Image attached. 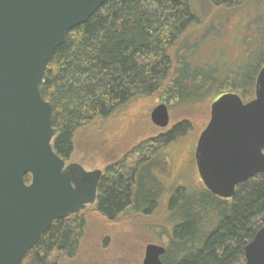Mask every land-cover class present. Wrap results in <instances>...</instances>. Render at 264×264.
Here are the masks:
<instances>
[{
	"label": "trees",
	"instance_id": "1",
	"mask_svg": "<svg viewBox=\"0 0 264 264\" xmlns=\"http://www.w3.org/2000/svg\"><path fill=\"white\" fill-rule=\"evenodd\" d=\"M210 1L217 7H233L247 0ZM199 22L190 0H109L87 22L71 29L47 62L40 83L43 97L53 106L56 152L68 159L80 128L108 117L138 95L156 93L167 80L173 99L178 94L180 69L174 74L172 50L183 33ZM260 48L254 63H243L219 81L229 91L237 90L244 101L253 98L264 65V30ZM207 83L202 80L198 87ZM190 130V123L182 120L147 138L148 146L141 144L139 150L149 148V153L130 172L108 167L99 185L100 213L114 219L129 207L150 212L155 200L140 196L143 183L152 189V198L161 184L150 172L140 174V165L150 164L156 149ZM25 180L29 183L31 175ZM178 208L185 210V217L172 226L162 256L165 264H243L246 245L264 226V172L239 184L230 199L204 188L191 200L185 188H177L169 197L168 209ZM79 214L55 221L20 264H59L62 256L73 258L84 226Z\"/></svg>",
	"mask_w": 264,
	"mask_h": 264
},
{
	"label": "water",
	"instance_id": "2",
	"mask_svg": "<svg viewBox=\"0 0 264 264\" xmlns=\"http://www.w3.org/2000/svg\"><path fill=\"white\" fill-rule=\"evenodd\" d=\"M107 1L0 0V264H20L55 221L96 202L103 171L67 164L56 152L53 106L40 83L69 31ZM151 121L169 126L166 103L153 108ZM195 158L206 188L225 199L264 172V65L254 98L225 93L213 104ZM165 252L148 243L143 264H165ZM243 264H264V226L246 245Z\"/></svg>",
	"mask_w": 264,
	"mask_h": 264
},
{
	"label": "rangeland",
	"instance_id": "3",
	"mask_svg": "<svg viewBox=\"0 0 264 264\" xmlns=\"http://www.w3.org/2000/svg\"><path fill=\"white\" fill-rule=\"evenodd\" d=\"M190 4L200 22L191 25L172 50L174 74L180 69L178 94L172 99L167 80L156 93L138 95L108 117L96 118L76 132L74 151L66 159L67 164L80 163L87 170L101 169L104 175L110 166L130 172L135 162L149 153V148L140 151L139 145L148 146L147 138L187 120L191 130L186 135L156 149L150 153V164L140 165V174L150 172L161 181L154 198L145 183L141 189V197L149 195L150 201L155 200L152 210L146 213L129 207L108 219L96 203L87 205L78 216L84 221L79 250L73 258L62 256L59 264H143L146 245L152 242L167 247L172 226L185 217L183 209H168L174 190L183 187L194 200L205 188L194 152L210 122L213 104L225 93L240 95L219 81L259 57L264 0H247L233 7H217L210 0H190ZM202 80L208 81L207 86L199 88ZM160 103L169 108L170 124L165 128L151 121V111ZM149 206L150 202L146 208Z\"/></svg>",
	"mask_w": 264,
	"mask_h": 264
},
{
	"label": "flooded vegetation",
	"instance_id": "4",
	"mask_svg": "<svg viewBox=\"0 0 264 264\" xmlns=\"http://www.w3.org/2000/svg\"><path fill=\"white\" fill-rule=\"evenodd\" d=\"M254 94H255V92H254ZM245 102H247V101H245ZM194 156H195V152H194ZM195 160H196V158H195ZM196 166H197V163H196ZM197 169H198V167H197ZM199 172V171H198ZM104 175V174H103ZM103 178V177H102ZM155 178L157 179V184L158 185H160L161 184V181H159V178H158V176L157 175H155ZM101 181H102V179H101ZM203 182V181H202ZM101 183V182H100ZM204 184V183H203ZM205 186V185H204ZM158 187V186H157ZM205 188H206V186H205ZM207 189V188H206ZM207 190H209V189H207ZM98 191H99V187H98ZM153 191H155V190H153ZM210 191V190H209ZM211 192V191H210ZM96 204H97V206H98V203H99V196H98V194H97V199H96V202H95Z\"/></svg>",
	"mask_w": 264,
	"mask_h": 264
}]
</instances>
